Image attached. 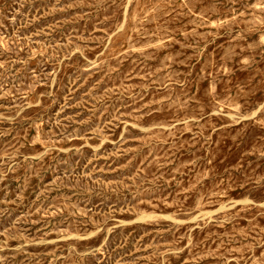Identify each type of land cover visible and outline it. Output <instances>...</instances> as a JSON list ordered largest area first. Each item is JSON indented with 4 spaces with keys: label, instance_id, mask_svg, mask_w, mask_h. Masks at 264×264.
Masks as SVG:
<instances>
[{
    "label": "rangeland",
    "instance_id": "obj_1",
    "mask_svg": "<svg viewBox=\"0 0 264 264\" xmlns=\"http://www.w3.org/2000/svg\"><path fill=\"white\" fill-rule=\"evenodd\" d=\"M0 264H264V0H0Z\"/></svg>",
    "mask_w": 264,
    "mask_h": 264
}]
</instances>
